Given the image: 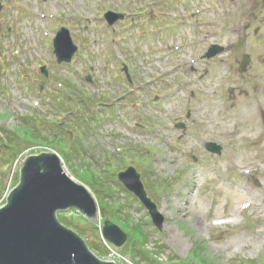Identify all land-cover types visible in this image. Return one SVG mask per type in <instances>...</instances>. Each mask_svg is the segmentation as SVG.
Segmentation results:
<instances>
[{"label":"rangeland","instance_id":"obj_1","mask_svg":"<svg viewBox=\"0 0 264 264\" xmlns=\"http://www.w3.org/2000/svg\"><path fill=\"white\" fill-rule=\"evenodd\" d=\"M109 12L124 19L109 26ZM61 27L69 63L52 53ZM211 44L224 51L203 59ZM40 153L95 200L96 222L57 220L98 260L264 264V0H0V207ZM128 165L160 231L116 179ZM105 221L122 247L101 239Z\"/></svg>","mask_w":264,"mask_h":264},{"label":"water","instance_id":"obj_2","mask_svg":"<svg viewBox=\"0 0 264 264\" xmlns=\"http://www.w3.org/2000/svg\"><path fill=\"white\" fill-rule=\"evenodd\" d=\"M104 18L111 25L122 16L109 12ZM52 46L57 63H69L76 51L64 28L56 33ZM214 54L210 50L206 57ZM247 61L244 56L240 70ZM40 72L47 74L44 67ZM205 148L212 153L220 152V147L212 143H206ZM19 166V182L8 192L6 204L0 207V264H114L99 261L73 231L58 222L56 214L69 209L90 221L97 219L95 200L86 187L63 171L60 157L54 153L29 155ZM117 178L145 208L152 225L160 230L163 217L146 196L136 171L128 167ZM101 238L119 248L127 236L117 225L105 221Z\"/></svg>","mask_w":264,"mask_h":264},{"label":"trees","instance_id":"obj_3","mask_svg":"<svg viewBox=\"0 0 264 264\" xmlns=\"http://www.w3.org/2000/svg\"><path fill=\"white\" fill-rule=\"evenodd\" d=\"M66 89V88H65ZM67 90V89H66ZM33 135V134H32ZM53 141L54 142H56V137H54V139H53ZM68 212H70V213H73V212H75V211H68ZM67 212V213H68ZM87 224H89L90 222L88 221V220H86V219H83ZM62 224V223H61ZM63 226L65 225V224H62ZM70 229V228H69ZM71 230H72V228H71ZM73 231V230H72ZM197 254V255H196ZM196 254H193L194 255V257L197 259V261L200 263V264H210V262L203 256V254H198V253H196Z\"/></svg>","mask_w":264,"mask_h":264}]
</instances>
